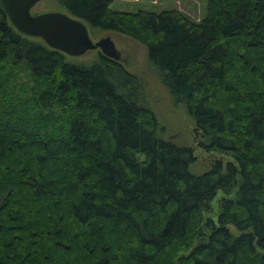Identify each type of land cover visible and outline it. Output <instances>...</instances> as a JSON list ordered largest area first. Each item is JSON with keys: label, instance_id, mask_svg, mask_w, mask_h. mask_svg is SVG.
Wrapping results in <instances>:
<instances>
[{"label": "trees", "instance_id": "16d2710c", "mask_svg": "<svg viewBox=\"0 0 264 264\" xmlns=\"http://www.w3.org/2000/svg\"><path fill=\"white\" fill-rule=\"evenodd\" d=\"M53 1L142 43L212 158L190 169L120 58L71 61L0 7V264H264V0Z\"/></svg>", "mask_w": 264, "mask_h": 264}, {"label": "rangeland", "instance_id": "374dc122", "mask_svg": "<svg viewBox=\"0 0 264 264\" xmlns=\"http://www.w3.org/2000/svg\"><path fill=\"white\" fill-rule=\"evenodd\" d=\"M206 3V0H113L112 8L121 11H137L141 8L154 11L177 9L190 19L199 21L205 13ZM51 10L60 9L53 0H41L32 7L31 12L40 13ZM89 32L94 42L102 37L110 36L120 53V61L128 71L140 78L143 100L161 125L166 127V136L191 147L196 161L190 166V169L193 172H203L210 164L212 156L198 147V134H195L184 110L173 105L166 88L161 84L157 73L147 60L145 46L139 41L117 32H98L95 35L91 31ZM97 52L98 49H93L81 56L67 55V58L71 61L88 62L97 57ZM220 196L221 194L218 193L217 197ZM212 205L216 211V200Z\"/></svg>", "mask_w": 264, "mask_h": 264}, {"label": "water", "instance_id": "95a60500", "mask_svg": "<svg viewBox=\"0 0 264 264\" xmlns=\"http://www.w3.org/2000/svg\"><path fill=\"white\" fill-rule=\"evenodd\" d=\"M41 0H0L11 25L22 35L40 38L50 48L69 56H81L99 49L107 57L119 59L110 36L93 41L87 25L61 10L32 13V7Z\"/></svg>", "mask_w": 264, "mask_h": 264}]
</instances>
